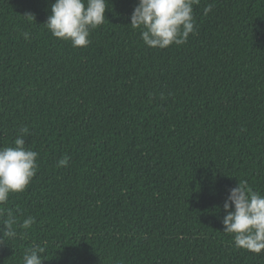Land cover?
Wrapping results in <instances>:
<instances>
[{
  "label": "trees",
  "instance_id": "obj_1",
  "mask_svg": "<svg viewBox=\"0 0 264 264\" xmlns=\"http://www.w3.org/2000/svg\"><path fill=\"white\" fill-rule=\"evenodd\" d=\"M54 2L0 0V147L39 154L0 206V264L34 245L43 264H264L222 224L238 182L264 195V0H199L163 50L130 26L138 0H107L84 48L45 28Z\"/></svg>",
  "mask_w": 264,
  "mask_h": 264
},
{
  "label": "clouds",
  "instance_id": "obj_2",
  "mask_svg": "<svg viewBox=\"0 0 264 264\" xmlns=\"http://www.w3.org/2000/svg\"><path fill=\"white\" fill-rule=\"evenodd\" d=\"M198 2L138 0L130 26L140 29L143 43L150 48L163 50L183 45L194 32L193 5ZM107 5V0H55L44 26L54 38L70 42L73 48H84L91 42L90 32L104 23ZM210 11L211 5L204 8L205 15ZM24 36L29 38L28 33ZM13 143L14 146L0 147V206L7 204L11 194L24 192L37 173L39 154L25 147L22 135ZM67 163L68 157L64 156L58 166ZM223 211V232L233 236L237 249L255 254L264 251V195L253 191L246 181H240L237 187L229 189ZM0 216L4 217L2 234L15 238L13 212L0 207ZM34 222L29 216L20 227L28 229ZM44 251L41 245L29 248L23 255L24 264H43Z\"/></svg>",
  "mask_w": 264,
  "mask_h": 264
}]
</instances>
